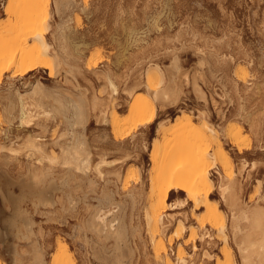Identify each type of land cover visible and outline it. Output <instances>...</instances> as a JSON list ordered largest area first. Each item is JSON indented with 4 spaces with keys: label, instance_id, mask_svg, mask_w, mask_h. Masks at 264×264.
<instances>
[{
    "label": "rangeland",
    "instance_id": "374dc122",
    "mask_svg": "<svg viewBox=\"0 0 264 264\" xmlns=\"http://www.w3.org/2000/svg\"><path fill=\"white\" fill-rule=\"evenodd\" d=\"M8 1L0 0V63L2 64L18 59L22 51H28L35 44L20 46L15 43L13 37L21 31L24 34L30 30L29 23L34 11H38L35 9L36 0H17L14 4L11 2L13 13L6 15L5 6ZM37 1L42 16L45 0ZM54 2L48 0L46 22L48 27L44 24L42 30H37L47 34L50 48L49 55L45 58L48 65L21 75L15 72L14 64H11L9 69L1 71L0 96L8 95L10 90L13 95L18 91L24 94L38 82L51 96H54L53 93L58 88L71 89V85L64 82L65 73L61 68L63 65L56 66L51 56L54 49L59 52L58 45L50 37L53 30H56V33L59 32L57 35L60 42L75 57L82 71L87 66L94 67L100 74H110L116 87H119L114 109L118 111L119 130L128 133L126 145L121 151L111 145L114 129L109 119L112 112L110 108L113 105H108L110 110L106 105L105 110L109 111L103 123L100 121L102 118L99 111L104 106H101V110L98 109L99 105L89 110L94 101L93 95L103 99L108 96L106 94L108 90L101 94L102 89H106L104 87L106 85H102L105 81L104 78L102 79L103 76L99 75L101 80L91 73L82 72L77 76L80 87V90L76 89L77 93L82 95L86 93L84 96L87 97H85L87 105L91 102L89 104L91 106L87 107L86 126L95 155L93 164L99 158L95 154L97 151L98 154L106 153L105 159L111 163L105 166L108 168L104 167V170H111L122 161H126L118 170V177L113 174L105 176L107 180L111 177L109 182L94 177L97 181L96 190L88 194L85 190L86 181L81 179V176H71L62 164L63 153L58 147L68 144V137H65L68 124L64 116L51 112L50 119L39 115L34 109L35 112L31 111L30 120L28 119L32 121L31 125L28 124L29 122L20 125L17 118L9 123L3 111L6 101L0 100L1 264H13V262L14 264H37V262L38 264H118L117 258H120L119 261L122 259L120 264H158L160 259L155 255L157 239L151 241L144 213L156 204L159 183L164 177L165 170L167 171L164 155L180 142L183 129L179 124L183 123L187 115L197 127L206 120L205 123L214 128L230 160V165H226L228 169L214 162L209 174L212 180L209 205L216 208L225 221L227 243H224L223 236L207 223L203 208L196 207L184 192L180 191L176 194L170 191L167 198L169 205H166L162 213L164 225L168 227L165 228L163 237L165 253L161 256L166 255L172 264H179L178 251L182 250L185 264H229L224 255L228 251L230 264L232 262L242 264L237 247L242 235L233 240L230 225L233 218H237L244 210L251 216L257 206L264 207V0H70V4L63 9L64 12L61 10L59 13L54 8ZM45 28H48V31H45ZM60 55L62 56L61 53ZM198 62L203 64L199 65ZM174 64H178V71L174 70ZM148 68L150 70L147 74ZM179 71L183 74H179ZM161 74L164 80L166 79L165 82L173 74V78L179 74L178 79H182L181 76L187 74L190 84L186 86L184 83L181 84L182 80H180L183 87L177 95L178 100L171 103L172 105L166 104L165 112L160 113L156 122L148 129H132V115L129 109L136 97L144 96L150 100L155 109H159V105L152 101L148 92L161 87ZM193 80L197 82L194 84L195 90L192 89ZM197 87L199 94L196 92ZM130 91L133 93L131 94ZM49 98L43 99V102H47H45L47 109L56 107L53 98ZM94 109H98V112ZM97 113L100 119L97 118ZM161 121L168 131L165 137L155 134L157 123ZM101 127L106 129L108 138L103 135L104 133L97 131V128ZM237 130L240 131V135L238 143H235L230 134ZM37 135L44 146L43 150H46L44 151L46 154H42L43 157L39 154H31L24 145H28L25 140L28 141L31 136L34 138ZM184 143L188 145L189 141ZM55 144L57 146H54ZM216 150L215 146L207 148V152L211 154ZM152 154L157 157V165L153 167L149 161ZM226 183H229V187L233 184L230 188L236 190L232 189L233 192L230 190L231 193L228 192L230 195L226 193L225 203L218 185L226 186ZM102 189L114 192L115 200L124 205L123 219L129 228L127 227L124 244H119V248L116 247L113 239L106 241L96 238L97 236L84 228L90 213L98 205L95 198ZM130 190L137 194L134 203L124 194ZM32 192L33 194H30ZM86 193L91 198H88ZM68 196L76 200L74 210L68 208ZM38 198L42 200L47 198L55 205L40 204ZM15 200L18 202L16 203ZM37 203L38 205L34 206ZM132 205L134 207L131 208ZM25 222H32L33 226L30 225V235L28 234L24 239L22 233L26 232ZM177 222L184 224L185 227L180 234L177 233L179 229ZM239 222L244 229L243 232H247L250 222L244 220ZM191 232L195 233L194 237H191ZM122 250L125 255L122 254ZM36 256L41 260L37 261Z\"/></svg>",
    "mask_w": 264,
    "mask_h": 264
},
{
    "label": "bare ground",
    "instance_id": "6f19581e",
    "mask_svg": "<svg viewBox=\"0 0 264 264\" xmlns=\"http://www.w3.org/2000/svg\"><path fill=\"white\" fill-rule=\"evenodd\" d=\"M15 1H17V0H9L8 1L7 6L8 5L9 6L8 7L5 6L6 15L13 13V5H11V2H12V4H14V3H16ZM54 1H55L54 2V6H55L54 8H55L57 13L61 12V10H63L64 8H66L70 4V0H54ZM35 2H37V4L34 3V4H36L35 9H37L38 11H34V15L32 16L31 22L30 21H29L30 23L28 22L30 30L28 32H25L24 34L21 31L20 33L15 35L16 37H13L15 43H17L20 46H25L27 44L33 45V43H35V44L28 51H26V52L22 51L20 56L18 57V59L11 61L9 63H5V64L0 63V77H1V71L9 69L11 64H14L13 66L15 67V72L18 74H21V75L26 74L29 71H33L37 68H41V67L44 68L48 65V61L45 58L46 56L49 55V48H50V45L47 42V34L43 33V32H37V30H42V27L47 25L46 22H47V15H48L47 14L48 0H45V2L43 4V11L41 12L42 16H41L40 11H39L40 10V6L38 5L39 2L37 0ZM72 3H73V1H72ZM37 5L39 7H37ZM10 10H12V11H10ZM63 12H64V10H63ZM46 27H48V25ZM47 29L48 28H45V31H48ZM55 31L53 30L50 37L52 38L53 42H55V44L58 45L57 49H59V52L62 54V56L60 55V53L57 50L55 51V49L53 50V53H51L52 54L51 56H53L52 58H54V61H55V62L53 61V63H55L56 66L60 67L61 65H63V67L61 66V68H63V71L65 73V75H64L65 81L64 82L67 85L69 84V86L71 85V87H70L71 89H69V87H68V90H67V88H65V89L58 88L53 93L54 96L53 95L51 96V94L49 95V94H47V92H45V90L42 88L43 86H41V84L38 82L30 89V91H28L24 94L18 93L19 92L18 91V92H15V95H13L11 93V90H10V93L9 94L7 93L8 95L0 96V100L6 101V103H5L6 105L3 103L5 105L4 106L5 110H3V111L5 113L6 119H8L7 121L9 123L14 118H17L19 120L20 125L27 124L28 122H29L28 124H30V122H32V121H29L30 120L29 118L31 117V111H34V109L36 111H38L39 115H42L43 117H47V118L51 116V112L53 114L56 113V114H61L62 116H64V120H66V122L68 124V129H67V131L65 130L66 134L64 133L66 135L65 137H68V144L67 145L65 144L66 146H64V147H61V146L58 147L59 149L62 150L60 152L63 153L62 164L67 168V170L71 174V176H73V177H75V176L80 177L81 176V179L86 181L87 189H85V190L89 194V193H93L96 190L95 189V187L97 185V181H95L96 178H99V180L100 179L107 180V178H105V176L106 175L109 176L112 174L118 177V175H119L118 170L121 168V165H123V163L126 160L119 163L120 166L119 165L114 166V168H112L111 170H106L108 167L106 168L105 166H109L111 163L105 159V157L107 156V155L105 156L106 153L105 154H103V153L98 154L99 151H97V153L95 152V154L99 158H98L97 162L95 164H93V162H94L93 156H95V155H94V151L92 148V140L89 139L90 136H88L89 130H88V127L86 126V122H88L87 121V118H88L87 117V114H88L87 113L88 112L87 107L91 102H89V104L87 105V103H86L87 99H85L86 96H84L86 93L84 95H82L79 92L77 93L76 89L80 88L78 86L79 82H77V76L81 75L82 72H83V74L91 73V74L95 75V77L97 76V78L99 77V75L103 76L102 79L104 78V80H105L104 82H106V83L104 84V82H102L103 83L102 85L103 86L106 85V86H104V87H106V89L105 90L102 89L101 94H103V91L107 92L106 90H108V93H106V94H108V96H107V98L103 99V97H98V95L93 97L94 96L93 95L92 98H94V101H93L94 103L93 102L91 103L92 107L89 108V110H91L92 108H96L94 106H98V105L100 106V108H98V107L97 108L101 110V106H104V108H102V110L99 111L101 114V118H102V120H100L101 123L105 122L108 111L110 109L112 110L111 116H110L111 119H109V120H111V124H112V127L114 129V132H113V136H112V141L111 140L110 141H111V145L115 149L121 151V150H123V147L126 145V139L128 138V133L123 131V130H121V131L119 130V125L117 124L118 123L117 122L118 111L114 109V105H115L114 102L116 100L115 96L118 94L117 89L119 87L118 88L116 87L113 80L109 76L110 74L109 75L107 73L100 74V72L98 73L94 67L91 68V67L85 66L86 67V68L84 67L85 70L82 71L80 66L78 65L75 57L67 50L66 46L60 42V39L58 37L59 35H57V33H59V32L56 33ZM21 33H22V35L20 36ZM176 59H173V60H176ZM198 64L202 65L203 63L200 64L198 62ZM206 64H204V66ZM55 65H53V66L55 67ZM172 65H173V63H172ZM177 65L174 64V66H173L174 70H176V71H178L177 68L179 69V67H177ZM56 68H58V67H56ZM152 69H154V68H152ZM56 70L59 71L60 69H56ZM149 70H150L149 68L146 70L147 74L149 73ZM50 73H52V71H50ZM56 73H58V72L56 71ZM180 73H182V72L179 71V74ZM202 73H203V71H202ZM179 74L177 77H179ZM173 75H171V77H170L171 79L169 78V80L165 82L166 79L164 80V77H162V74H161L160 75L161 76V79H160L161 87L158 88L157 90L152 91V92H150V91L148 92V93H150V97H151L152 101L159 105V109L158 108L155 109L154 106L152 105V103L150 102V100H148L144 96L143 97L138 96L133 100V102L130 106V109H129L130 114L132 115V121H131L132 129H136V128L148 129L152 124H154L156 122V119L159 116V114L165 112L164 109L166 108V106H165L166 104L172 105L171 103L176 102L175 100L178 97L177 95L180 94L181 87H183L181 84L184 83L186 86H188V84H190L189 83L190 81H189L188 77L186 76L187 74L182 75L181 76V77H183L182 79H180V78L178 79L175 76L177 78V80L175 79V77L173 78ZM198 77L200 79V76H198ZM100 78L101 77H99L98 79H100ZM192 79H195V78H192ZM180 80H182L181 84H180ZM158 83H159V81H158ZM192 83H193L192 89L195 90L194 84H196L197 82L195 83V81L193 80L191 82V84ZM56 88H57V86H56ZM55 89H53V90H55ZM125 89H127V88L125 87ZM128 89H133V88H128ZM197 89H198V87L196 88V92L199 94ZM134 90H133V92H134ZM199 90H200V88H199ZM84 92L85 91H82V93H84ZM130 93H131V91H130ZM1 94L2 93H0V95ZM126 94H127V96L129 95L128 91ZM202 94H203V92H202ZM224 95L227 96V94H224ZM44 97H50V98L52 97L56 107L53 106L50 109L49 108L47 109V107H46L47 104H45L46 101L43 102ZM105 97H106V95H105ZM211 100H212V98H211ZM212 103H213V101H212ZM214 103H216V102L214 101ZM106 105H107V107H106ZM108 105H111V106L113 105V106L109 109ZM89 106H91V105H89ZM105 107L109 109V110H107V112L105 110L106 109ZM98 109H94V111L97 110V112H98ZM15 114H16V116H15ZM67 114H68V116H67ZM97 114H98L97 118L100 119V117H98V116H100L99 113H97ZM32 117H33V115H32ZM33 118H36V117H33ZM201 118H203V117H201ZM50 119H51V117H50ZM43 120H44V118H43ZM205 121H203L201 126L197 127L193 123L192 119L187 115L183 119V123L179 124L181 126V128L183 129V132L180 135V142L176 143L173 147H171L169 150L170 152H167V155H164L165 156L164 161L166 162V165H167V171L165 170V173L163 174L164 177H163L162 181H160V183H159L160 187L158 188L157 194H156V197H157L156 204L151 206L150 209L145 211V213H144L145 214L144 218H145L146 226L148 229L147 231L150 235L151 241H154L155 239H157V242L155 245V255L160 259V262L158 264H172L170 259L166 255L161 256L163 253H165V246L163 244V237H164L165 228L168 227L167 225H164L162 213L164 212L166 205L167 206L169 205L167 198H168V194L170 191H174L176 194H179L180 191L184 192L186 194L187 198L190 201H192L196 207L203 208L205 210L204 218L206 219L207 223L211 226V228H213L215 231H217L219 234H221L223 236V242L227 243V237L225 234L227 227L225 225V221L222 218V216L218 213L217 209L214 207H211L209 205V202H210V196L209 195L211 193V187H212V185H211L212 180H211L209 174H210V169H211L210 167L214 162H217L221 166L223 165L226 168V165H230V160L228 158V155L226 153L225 148L223 147L222 143L219 140L217 132L214 130L213 127L209 126L208 123L206 124ZM97 131L104 133L103 135H105V137L108 138L106 133H105L106 132L105 128H102V127L97 128ZM167 132L168 131L166 129V126H164V123H162V121L158 122L156 129H155V134L157 136L165 137L167 135ZM60 134H63V133H60ZM239 135H240L239 130L235 131V133H233V134H230L231 138L234 140L235 143H238ZM27 137H30V136H27ZM38 138H39V135H37V137L34 136V138L31 136V138H29V139L27 138L28 141L25 140L28 145L24 144L25 142H23V144L25 146H27L26 149L29 150L31 152V154H34V155L39 154L41 156L42 154L43 155L46 154L45 153L46 150H43L44 146L40 142L41 140H39ZM58 138H59V136H58ZM187 140L189 141L188 145H186L184 143ZM56 141H54V142H56ZM54 142H53V144H54ZM23 144H22V146H23ZM22 146H20V147H22ZM54 146H57V145L55 144ZM212 146L217 147L216 152L213 154L207 152V148L212 147ZM18 148H19V146H18ZM2 149H3V147H2ZM11 149H13V148H11ZM15 151H17V149ZM24 151H25V149H24ZM105 151H107V150H105ZM9 152H10V150H9ZM18 152H19V149H18ZM30 152H28V153H30ZM34 155H32V156H34ZM43 155L41 157H43ZM46 157H47V155H46ZM125 157H127V156H125ZM50 158H51V156H50ZM125 159H127V158H125ZM58 161H59V156H58ZM149 161H150V165L152 167L156 166L157 165L156 155L155 154L150 155ZM60 165H61V163H60ZM104 167L106 168L105 170H104ZM40 168H41V166H40ZM39 169H37V170H39ZM226 169H228V167ZM31 170H32V168H31ZM49 170H50V167H49ZM29 173H31V171L27 173V176H29L28 175ZM38 173H40V172H38ZM37 177L38 176H36V178ZM94 177H96V178H94ZM28 178H32V177H28ZM110 178L107 180L108 182L110 181ZM73 179H75V178H73ZM219 179H221V177ZM107 181H105V183H107ZM49 182H51V181H49ZM222 182H225V181H222ZM98 183H101V182H98ZM24 184H23V186L26 185V184L25 185ZM220 184H222V183H220ZM220 184L218 186L220 187L221 196L224 198V202H225V198H227V196L225 197V195L229 194L228 192H230V190L234 189V188H230V187H233V184H230L231 185L230 187L228 185L229 183L228 184L226 183L228 186L227 185L226 186L225 185L220 186ZM235 187H236V184H235ZM42 189H44V188H42ZM28 190H29V188H28ZM106 190L102 189L100 191V194H97V197L95 199H96L98 205L90 213V216L88 215L89 218H88L86 224L84 223L85 224L84 228L86 229L87 232H91L95 236H97L96 238L104 239L106 241L108 239H113L115 241L116 247L119 248V244H121V243L124 244L126 232L128 230L127 229L128 226L126 225V223L123 219V217H124L123 216L124 205L120 201L118 202L115 200V198H114L115 193L114 192H108ZM234 190H236V189H234ZM234 190H232L231 192H233ZM25 191H27V189ZM131 191L132 190H130L129 192H126L124 194L126 197H128L132 201V203H134L137 194H135V192H131ZM34 192L36 193L37 191H34ZM23 193H25V192H23ZM35 193H34V195H35ZM38 193H40V192H38ZM87 193H86V195H87ZM30 194H33V192ZM121 195H123V193ZM232 196H233V194H232ZM31 197L33 198V196H30V198ZM39 197H41V196H39ZM88 198H91V197L88 196ZM33 199H35V198H33ZM38 199H39L40 204L41 203L42 204H50V205L52 204V202L47 198L46 199L43 198V200L40 198H38ZM138 200H139V198H138ZM15 201H13V202L15 203ZM30 201H31V199H30ZM35 201H36V199H35ZM233 201H234V198H233ZM17 202L18 201H16V203ZM37 202H38V200H37ZM62 204H64V203H62ZM37 205H38V203L36 205L34 204V206H37ZM53 205H55V204H52V206ZM68 205H69L68 208H70L71 210L75 209L76 200L73 199L71 196L68 198ZM133 205H135V204H133ZM133 205L131 206V208L134 207ZM90 206H88V207H90ZM66 208H67V206H66ZM258 208H260L261 210H257ZM257 209L254 210L253 212L250 211V212H252L251 216L248 215V212L245 210L241 214H239V216L241 215L240 218H238L239 217L238 215H237L238 216L237 218L235 216H234L235 218H233L234 214L232 215V218L234 220L232 221V223L230 225L231 226L230 231L232 229L231 234H233L232 235L233 240H234V238L237 239L238 236L240 237L242 235L240 241H238V243H237V247H238V251H239V254H240V257L242 260L241 261L242 264H264V211H262V209H264V207L261 208V207L257 206ZM67 210H69V209H67ZM64 212H65V210H64ZM174 215H176V214L174 213ZM19 216H21V215H19ZM127 216H128V214H127ZM16 217H18V216H16ZM168 217H170V215ZM168 217L166 218L167 221H168ZM169 219L171 221V218H169ZM173 219H175V218L173 217ZM240 220L250 222V224H249L250 227L247 230V232L246 231L243 232L244 229H242L240 226V222H239ZM170 221L168 222V224L170 223ZM30 225L33 226L32 222H30V223L25 222V224H24V226L26 228V230H25L26 232L22 233V236L24 239L27 238L28 234L30 235V232H31L30 231V229H31ZM183 225L181 223L179 224V229L177 231L178 234H180L185 229V227ZM18 226H20V225H18ZM177 227H178V225H177ZM132 232H134V231H132ZM194 236H195V233L191 232V237H194ZM16 237H17V234H16ZM28 237H30V236H28ZM19 238H21V237H19ZM23 238H22V240H23ZM99 241H101V240H99ZM234 242H236V241H234ZM87 244H89V243H87ZM102 248H104V247H102ZM194 249H195V247H194ZM111 251H113V250H111ZM130 252H132V251H130ZM130 252L128 254H130ZM122 254H124L123 250H122ZM224 255H225L226 261H228V263L230 264V262H231L230 253L228 251H226L224 253ZM183 257L184 256H183L182 250H179L178 251V258H177L180 261L179 264H185V259ZM18 259H15V260H18ZM36 259H37V261L41 260L40 257H37V256H36ZM119 259L117 258L118 261L116 260L117 261L116 263H118V264H120L119 262H121V260H122L121 259L119 261ZM105 262H107V260ZM109 262L111 263V261H109ZM186 263H187V260H186ZM0 264H1V262H0ZM13 264H14V262H13ZM37 264H38V262H37ZM231 264H233V262Z\"/></svg>",
    "mask_w": 264,
    "mask_h": 264
}]
</instances>
